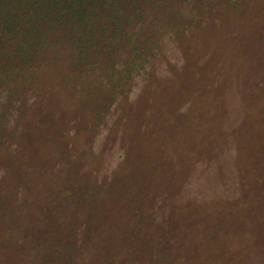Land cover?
Masks as SVG:
<instances>
[{"label": "rangeland", "instance_id": "1", "mask_svg": "<svg viewBox=\"0 0 264 264\" xmlns=\"http://www.w3.org/2000/svg\"><path fill=\"white\" fill-rule=\"evenodd\" d=\"M172 2L108 105L53 67L19 92L0 264H264V0Z\"/></svg>", "mask_w": 264, "mask_h": 264}, {"label": "trees", "instance_id": "2", "mask_svg": "<svg viewBox=\"0 0 264 264\" xmlns=\"http://www.w3.org/2000/svg\"><path fill=\"white\" fill-rule=\"evenodd\" d=\"M172 1L0 0V146L24 91L50 67L76 72L93 103L123 94L130 68L143 69L160 47Z\"/></svg>", "mask_w": 264, "mask_h": 264}]
</instances>
